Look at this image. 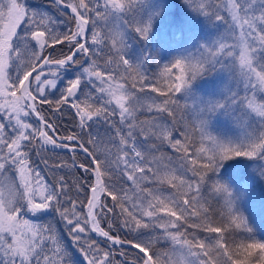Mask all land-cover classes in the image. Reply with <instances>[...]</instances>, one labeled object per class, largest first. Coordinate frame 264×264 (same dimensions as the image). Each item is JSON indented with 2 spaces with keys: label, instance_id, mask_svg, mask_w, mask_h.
<instances>
[{
  "label": "snow or ice",
  "instance_id": "6c2138e0",
  "mask_svg": "<svg viewBox=\"0 0 264 264\" xmlns=\"http://www.w3.org/2000/svg\"><path fill=\"white\" fill-rule=\"evenodd\" d=\"M184 3L235 35L218 32L215 39L169 59L160 72L162 91L158 81L148 79L154 63L151 52L145 49L132 55V46L150 37L166 10L165 0H51L47 7L35 8L27 0H0V177L6 178L0 181V264H73V254L60 244L52 225L35 222L40 215L51 213L68 225L71 241L82 245L74 250L83 257V264H116L112 249L117 245L137 250L139 264H264V240L254 238L253 228L240 210L242 193L234 191L220 175L225 163L236 157L264 160V0H223L224 7L217 5L214 12L203 4L192 7V0ZM53 6L70 9L75 30H54ZM229 39L235 42L230 44ZM64 44L70 45L69 51L58 58L49 51ZM104 52L107 54L101 55ZM217 65L230 68L245 95L228 88L218 96L200 97L193 104L194 122L187 124L181 118L178 128L177 101L172 97L196 99L192 85L214 72ZM68 75L72 78L65 80ZM121 80L131 83L126 86ZM137 83L142 87L137 89ZM145 91L158 94L160 102L152 99L147 105L150 122L137 123L140 101L136 93ZM57 93L56 99H49ZM41 104L56 112L67 105L74 112L80 134L54 139L55 129L37 111ZM238 113L248 116L256 128L251 132L246 129L235 139L212 129L215 115L231 120L238 119ZM30 115L37 117L36 126L26 122ZM105 126L123 146L113 153L114 160L106 151L94 148L102 143L98 129ZM193 131L199 137V147L190 142ZM149 141L154 143L148 146ZM107 142L112 143V137ZM49 146L87 155L88 164L71 165L93 175L86 202L78 205L68 196L70 182L63 177L58 186L39 179L31 155ZM164 147L173 156L161 152ZM116 176L134 186L156 187L141 188L143 198L129 204L132 198L118 195L124 189L117 187ZM205 180H212L218 199H224L220 215L227 225L205 222V239L195 235L188 239V227L201 228L199 224L189 226L188 220L201 218L192 202ZM181 188L189 191L179 198L171 194ZM104 194L113 201L112 207L101 200ZM117 207L119 212H114ZM110 214L123 217L121 226L136 234L135 241L112 235L100 226ZM155 231L161 235H149ZM89 233L102 237L108 250ZM225 233L229 238L236 233L246 239L228 244ZM160 241L172 244L171 256L156 249ZM119 255L123 259L125 253ZM123 264L129 261L123 260Z\"/></svg>",
  "mask_w": 264,
  "mask_h": 264
},
{
  "label": "rangeland",
  "instance_id": "374dc122",
  "mask_svg": "<svg viewBox=\"0 0 264 264\" xmlns=\"http://www.w3.org/2000/svg\"><path fill=\"white\" fill-rule=\"evenodd\" d=\"M99 2L103 3V0H99ZM165 3L166 10L161 14L160 18L154 24V28L150 37L143 42L137 40L132 46V55H139L145 49L151 52L152 56L154 57V63L150 65V73L148 79L158 81L159 83L157 84V86H160L162 88V91L164 89L162 87L163 81L160 80V72L162 71L163 65L166 64L169 59L176 56L182 50H192L200 44L215 39L218 32L224 35H235V33H228L226 29L218 26L214 21L202 15H199L195 11L188 8L184 3V0H165ZM27 4L35 8L47 7V4L49 3L45 4L40 2V0H27ZM201 4L205 5L206 10L210 12L216 11L217 5L220 8L224 7L223 0H192V7H198ZM209 5H212V7H208ZM53 8L54 10L50 14L52 15L53 22L56 25L54 30L58 33H63L69 29L75 30V25L70 21V17L68 16L67 12L62 9H57L56 6H53ZM219 14L224 15L226 20L228 19V16L224 11H221ZM56 17H59V21L56 20ZM124 19H128V17H124ZM133 35L135 34L133 33ZM227 42L231 44L235 41L229 39ZM106 54V52L101 53V55ZM80 59L83 60L84 57L81 56ZM98 62L102 61L98 60ZM120 71L122 72L123 69H120ZM71 78V75L64 77L65 80ZM119 83L125 84L127 86V84L131 83V81L126 82L121 80L119 81ZM61 87H63V85H61ZM141 87V84H136L137 89ZM228 88H231L232 92L240 91L239 81L236 76L231 73L229 67L221 68V65H217L214 72L198 79L192 85V94L196 96V99L181 98L179 95L172 97V99L177 101V106L175 108V111L177 113V127H180L181 118H183V122L187 124H191L195 120V111L192 108L194 103L199 102L200 97L218 96L221 91L227 92ZM58 95L59 93H57L56 96H49V99L54 100L58 97ZM136 95L140 101L138 111L136 112V122H150L152 119V114L147 111V105L151 104L152 101L150 100L156 99L158 94L145 91L142 93L137 92ZM240 95L243 96L245 95V93L243 91H240ZM81 99H83V97H81ZM158 100L159 99H156L157 103L160 102H158ZM191 109L193 110V112ZM47 113L49 117H53L55 119V125L58 129V121L60 120L58 116L61 115L60 112H56L53 107V111L51 113ZM44 116L46 119L47 115L45 114ZM237 116L238 119L230 120L224 115H215L211 122L212 129L215 132L226 134L229 137L235 139L237 136L242 137L246 129L251 132L256 128V123L245 114L238 113ZM67 117L69 118V120L77 122L76 117L73 116V114H68ZM26 122L36 126L37 118L34 115H30L27 118ZM117 127H120L119 124H117ZM98 131L100 132L102 143L94 145L96 152L106 151L108 158L114 160L115 157L113 156V153L119 151L123 146L117 142L115 134L112 133L110 129H107L106 126L100 127ZM180 131H183V128H180ZM49 134L51 135L52 133L49 132ZM190 135V142L192 143V145L194 147H199V144L197 143L199 139L197 133L194 131L191 132ZM109 137H112V143L107 142ZM152 143L154 142L149 141L148 146H151ZM52 151L54 150H51V148H45L42 152L33 153L31 155L32 166L35 171L39 173V179L42 182H46L48 185H54L55 183L46 176L45 171L49 169L53 170V165L61 164V161L57 160L60 159L59 156L52 153ZM160 151L167 156H173V152L170 151L167 147L161 148ZM156 155L159 156L160 153L158 152L156 153ZM99 158L101 160L104 159L103 156ZM164 163H167V161H164ZM90 174L93 178L92 173ZM9 175H11V173H9ZM220 175L223 180L227 181L231 185L234 191H236L238 194L242 193L241 199L239 200L240 210L248 219L249 226L253 228V231L255 233L254 238L256 240H264V160L258 158L236 157L225 163V166L221 169ZM5 179L6 178L0 177V181H3ZM114 179H117L119 181L117 183V187H123L124 189V192L118 193V195L122 199L126 197L132 198L129 199V204L133 202H140V199L143 198V193L140 192L141 188L156 187V185H145L143 183L134 186L131 183H126L124 180H119L118 176L114 177ZM184 179L189 180L191 179V177L185 176ZM212 185V180L203 181L200 195L196 197V202H192V207H194L195 210L200 213L201 218L197 219L193 217L189 219L188 225L190 226L193 224H199L201 225V228L193 229L192 227H188V239H191L193 235H195L199 239H205V237L208 235L203 231L202 227L205 222H210L212 226L224 227L227 225V220L223 219V217L220 215L224 211V199H218L219 194L213 191ZM188 191L189 190L187 188H181L179 190V193L172 192L171 194L176 196V198H179L180 194ZM103 196H105L106 200H108L113 205V201L110 197H107L106 194H104ZM78 205H80V203H78ZM81 210V208L77 209V211ZM114 212H119V208L117 207L116 209H114ZM58 217L59 216L56 213L44 214L40 215L35 222L44 225L51 224L55 231V234L60 239V244L62 246L68 247L69 252L73 254V264H83V257H81L78 252H75L74 249L77 248V246L71 241V237L68 235V225L64 223L63 226L59 222ZM26 218L32 219L31 216H28ZM108 219L110 222L114 221L115 224H113V227L115 229L117 227L118 229H121V222L123 220V217H116L112 214L111 217H109L108 215ZM100 226L106 231H110L104 226L101 221ZM128 233L135 241L136 234L132 232ZM149 235L160 236L161 232L155 231L150 233ZM242 236L243 235H237L236 233H233L232 237L229 238L228 234L225 233L224 242L231 244L232 240H235L237 242L245 240L246 238ZM145 238H148V236H146ZM155 247L161 252L168 253L170 256L172 255L173 246L171 243L160 241L155 244ZM151 252L152 250L150 249L149 253L151 254ZM209 255H211V253H209ZM172 258L174 260L176 259L175 256H173ZM213 258L215 259V257ZM125 260L131 263L130 261L132 259ZM133 260L137 261V259Z\"/></svg>",
  "mask_w": 264,
  "mask_h": 264
},
{
  "label": "trees",
  "instance_id": "16d2710c",
  "mask_svg": "<svg viewBox=\"0 0 264 264\" xmlns=\"http://www.w3.org/2000/svg\"><path fill=\"white\" fill-rule=\"evenodd\" d=\"M40 2L50 3L49 0H40ZM69 48H70V45H67V44L57 45L54 48V50L52 51V55L54 57L58 58L62 54L67 53L69 51ZM48 107H49L48 105H43L40 108L43 111V113L47 115V118L54 120V118L49 117V115L47 113V112L51 113L53 111V108H49V110L46 111L45 109ZM60 114L61 115H59L58 117L60 118L59 121H60V124L62 125V116L64 113L62 111H60ZM63 128H65L64 125H62L61 128L57 129L59 134H63V135H66L69 133L80 134L78 126L75 127L74 125H71L65 131L64 130L62 131ZM82 139H83V137H82ZM52 153L57 154L60 158L57 160L61 161V164L67 165V167L54 168L53 170H51V169L46 170L45 173H46L47 177L50 178L51 181L54 182L57 186H58L59 178L63 177L65 180L70 182L68 187L66 188V191H68V196L71 197L72 200L76 201L77 204L78 203L81 204V202H86V200L89 197V191H88L87 186L92 183V176L90 173H84L78 168L71 167V165L73 164V160L83 162V163H88L89 161H87V158L82 153H79V152H75L73 154H70L66 151L54 150V151H52ZM126 183L130 184V182H126ZM77 187L80 188L79 192H77ZM101 200L106 202L108 207L113 206L108 200H106L105 196H103ZM65 207H68V205L65 204ZM111 215L112 214H110L109 217H111ZM58 219H59V217H58ZM59 222L64 226V222L62 220H59ZM101 222L104 224V226L107 229H109L111 231V233L118 234L120 237L125 238V239H132L131 236L129 235V233L122 226H121V229H118V227L115 229L113 227L114 226L113 224H115V223H114V221H111V222L109 221L108 215L105 217V219L101 220ZM109 225H111L112 227L109 228ZM88 236L91 239L97 240L100 243L101 247H105L104 243H101L91 233H89ZM87 238L88 237H86V239ZM76 246L79 247L82 245H76ZM113 249L115 250L113 258L116 261V264H123V259L120 256H118V253L120 251L124 252L125 256L128 258L137 259L138 253L132 249L120 247V246H116ZM105 250H108V249L105 247Z\"/></svg>",
  "mask_w": 264,
  "mask_h": 264
},
{
  "label": "water",
  "instance_id": "95a60500",
  "mask_svg": "<svg viewBox=\"0 0 264 264\" xmlns=\"http://www.w3.org/2000/svg\"><path fill=\"white\" fill-rule=\"evenodd\" d=\"M64 10H66V11H68L69 13H71V11H70V9H64ZM38 111V110H37ZM59 149V148H58ZM77 151H79V150H77ZM82 152V151H81ZM84 153V152H83ZM85 154V153H84ZM94 234V233H93ZM94 235H96V234H94ZM124 246H127V245H124ZM127 247H129V246H127ZM134 249V248H133Z\"/></svg>",
  "mask_w": 264,
  "mask_h": 264
},
{
  "label": "bare ground",
  "instance_id": "6f19581e",
  "mask_svg": "<svg viewBox=\"0 0 264 264\" xmlns=\"http://www.w3.org/2000/svg\"><path fill=\"white\" fill-rule=\"evenodd\" d=\"M165 4H166V3H165ZM224 87H225V86H224ZM150 101H152V100H150ZM158 102H159V100H158ZM188 102H189V101H188ZM186 105H187V104H186ZM192 109H193V108H192ZM192 109H191V110H192ZM194 111H195V110H194ZM192 112H193V110H192ZM192 112H191V113H192ZM223 119H224V118H223ZM234 121H235V120H234ZM236 121H237V120H236ZM193 122H194V121H193ZM218 124H219V123H218ZM248 124H249V123H248ZM245 125H246V124H245ZM220 126H221V125H220ZM254 126H255V125H254ZM193 132H194V131H193ZM216 195H217V194H216ZM242 237H243V236H242Z\"/></svg>",
  "mask_w": 264,
  "mask_h": 264
}]
</instances>
